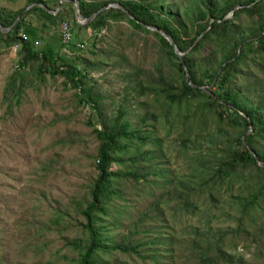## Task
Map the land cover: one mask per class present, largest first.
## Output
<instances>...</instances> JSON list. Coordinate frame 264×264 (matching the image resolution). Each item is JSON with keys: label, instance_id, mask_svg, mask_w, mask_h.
<instances>
[{"label": "rangeland", "instance_id": "374dc122", "mask_svg": "<svg viewBox=\"0 0 264 264\" xmlns=\"http://www.w3.org/2000/svg\"><path fill=\"white\" fill-rule=\"evenodd\" d=\"M26 1L0 0V6L19 9ZM54 1L47 3L55 8ZM146 1L159 6L161 0ZM203 2L164 0L160 6L188 18ZM63 18L72 25V43L78 41L77 36L84 47L71 50L61 46L62 19L57 24L47 20L45 29L40 28L44 40L35 45L52 44L82 71L85 92L79 96L87 97L89 88L100 94L101 117L108 124L122 108L123 120L132 128H143V117L154 125L144 129L149 131L150 141H132L129 152L141 153L136 167L152 161L160 173L115 182L119 194H112L104 211L96 214L97 236L106 250L97 252L96 262L264 264V198L248 213H241L234 200L237 193L256 190V174L248 176L249 171L244 170L242 179L223 185L214 198L209 190L188 193L182 190V183L178 185L177 178L188 181L196 172L190 160L193 149L183 150L179 128L167 132L163 115L167 105L162 96L150 91V87L180 79L175 59L169 61L152 33L132 27L126 19L109 20L94 33L91 27H84L86 23L78 24L82 28L74 26V8L73 15ZM235 22L246 33L255 27L247 15L241 14ZM36 24L40 26L39 21ZM207 44L209 49L198 52L196 59L215 68L229 44L227 40ZM18 49L0 39V264H79L91 241L82 210L91 200L97 178L100 142L93 128L100 129V120L89 103L77 102L78 87L67 85L62 76H40L37 65L18 67ZM16 74L22 78H16L15 89L7 91ZM139 83L146 88L137 93L134 87ZM236 84L245 97L258 98L264 92V59L244 61ZM152 113L159 116V122H153ZM209 122L203 125L193 120L189 127L204 137L215 125ZM256 143L264 153V140ZM146 151L145 162L141 156ZM128 165L122 164L121 169ZM187 194L188 206L182 198ZM119 245L129 250L110 249Z\"/></svg>", "mask_w": 264, "mask_h": 264}, {"label": "trees", "instance_id": "16d2710c", "mask_svg": "<svg viewBox=\"0 0 264 264\" xmlns=\"http://www.w3.org/2000/svg\"><path fill=\"white\" fill-rule=\"evenodd\" d=\"M31 2L43 3L49 9L57 7V0L54 1L55 8L53 5H48V0H27L25 5L19 9L0 6L2 26H9L17 15L21 14L9 31L0 30V39L6 46L18 45V67L37 65L36 71L40 76L46 73L51 76H62L67 85L78 87L77 102L79 104L89 103L93 111L98 113L101 127L100 129L93 128L100 142L96 155L98 173L91 190V200L82 210L86 219L84 225L89 231L91 241L84 247L79 264H100L96 262L95 256L97 252L106 250L97 236L95 219L97 213L104 211L106 200L112 194H119L114 186L115 182L121 178H138L141 175L160 173L157 163L152 161L150 164L136 167L139 162L137 157L141 153L129 152V145L132 141L135 140L139 144L150 141V133L144 129L150 126L154 128V125L147 124L146 118L143 117L141 119L143 128H132L128 121L123 120L125 113L121 110L122 108L112 123L108 124L106 120L104 121L100 109L103 97L95 93L92 88L88 89L87 97L79 96L85 92L82 87V71L75 64L67 61L65 55L52 44L45 42L39 47L35 45L39 39L44 40L40 28L45 29L46 21L57 24L60 19L65 20L63 17L73 15V4L63 2L61 9L55 15L40 6H32L24 12L25 6ZM110 2L122 4L134 16V19L120 8L111 7L98 13L84 27H91L95 33L103 29L109 20L126 19L132 27L142 32L152 33L162 49H165L169 61L173 59L176 61L175 65L180 79H173L156 88L150 87V91L158 97L162 96L167 105V110L163 114L168 126L167 132L171 128H179V141L183 150L189 152L193 149L190 160L195 164L196 172L190 175L188 181L177 178L178 185L181 186L182 183V190L185 189L188 193H194L198 189L209 190L210 197L214 198L215 193L221 191L223 185L226 187L239 181L246 173L244 170H247L249 171L246 173L248 176L257 175L259 185L254 192L247 195L237 193L234 200L239 205L241 213H248L264 198V166L258 165L250 152L255 153L258 160L264 163V153L258 151L256 143L258 140H264V92L256 99L247 98L236 81L239 79V71L244 61L251 58L264 59V0H204L203 4L196 7V10L187 14L188 18L174 14L168 8L163 10L160 5L164 0L159 2V6L146 0H78V6L81 13L88 17ZM236 5H242V7L235 9L232 16L226 17ZM33 12L39 15L40 26L26 21V17ZM241 14L247 15L255 24L249 33L241 31L235 22ZM212 18L210 28L206 30ZM73 24L78 28L83 27L74 21ZM145 24L156 26L173 37L180 50L187 52L184 54V60H180L174 46L166 38L146 28ZM204 30L206 31L198 42L190 49L198 35ZM77 40L82 41V38L76 36ZM220 40H227L229 44L223 57L215 68L203 66L196 59V54L206 52L209 49V44H207L209 41ZM75 43L67 44L68 48L78 49ZM92 43L95 45V41ZM60 44L65 45L62 42ZM187 72L188 79H186ZM18 77L22 78L20 74L11 78L7 91L15 89V80ZM203 87H206L210 93L204 91ZM134 88L138 93V89L141 91L146 87L139 83ZM18 91L20 90L16 89V92ZM195 101H197L196 105ZM150 117L155 123L160 120L159 116L154 113L150 114ZM193 120L203 125H208L211 120L215 125L211 129L212 132L201 137V133L189 127ZM202 143H206V147ZM146 155H148L147 151L142 154V161H147ZM127 163L129 165L123 171L121 165ZM113 165L116 166L115 169ZM140 170L143 172L141 173ZM188 195L182 196L186 206L189 203ZM192 203L194 202L191 201L190 204ZM110 249L122 252L129 250L120 245L110 247ZM130 249L136 250L135 247Z\"/></svg>", "mask_w": 264, "mask_h": 264}, {"label": "water", "instance_id": "95a60500", "mask_svg": "<svg viewBox=\"0 0 264 264\" xmlns=\"http://www.w3.org/2000/svg\"><path fill=\"white\" fill-rule=\"evenodd\" d=\"M63 1H66V2H71L74 6V19H75V22L77 24H87L89 23L98 13H100L101 11L105 10V9H108V8H111V7H116V8H120L121 10H123L129 17H131L132 19H134V16L130 13L129 10H127L122 4H120L119 2H110V3H107L103 6H101L99 9H97L95 12H93L90 16L88 17H85L82 13H81V10H79V6H78V0H58V3H57V8L55 10H52V9H49L46 5H44L43 3H40V2H31L30 4H28L26 6V8L24 9V12L26 10H28L30 7L32 6H40L42 7L44 10L52 13V14H57L58 11L61 9V6H62V2ZM242 7V5H236L234 7V9H232L229 13V15H227L226 17H230L234 10L237 9V8H240ZM21 17V14H18L17 17L14 19V21L12 22V24H10L9 26H2V23L0 22V30L2 32H6V31H9L12 26L18 21V19ZM213 21V18L210 20V24L209 26L207 27L206 30H208L211 26V23ZM145 27L152 30V31H156L158 32L159 34H161L164 38H166L169 43L171 45L174 46V49H175V52L179 55V58L181 61L184 60V54L187 53V52H184V51H181L180 48L177 46L175 40L173 37H171L169 34L165 33L163 30H161L160 28L156 27V26H153V25H146L145 24ZM204 30L203 32H201L199 35H198V38L197 40L194 42V44L190 47V49L192 47H194V45L198 42V39L203 35V33L206 31ZM189 49V50H190ZM188 72L186 74V79H188ZM193 86H195L193 84ZM204 91H206L207 93H210L206 90V88H202ZM251 154L253 155V157L255 158V160L258 162L259 165H262L264 164L263 162L259 161L257 156L255 155V153H253L252 151H250Z\"/></svg>", "mask_w": 264, "mask_h": 264}, {"label": "built area", "instance_id": "2783aa9c", "mask_svg": "<svg viewBox=\"0 0 264 264\" xmlns=\"http://www.w3.org/2000/svg\"><path fill=\"white\" fill-rule=\"evenodd\" d=\"M59 31H60V40L63 44L67 45L72 42L73 38V29L72 25L69 21L67 20H62L59 24ZM84 42L82 41H77L75 43L76 47H84Z\"/></svg>", "mask_w": 264, "mask_h": 264}, {"label": "crops", "instance_id": "0c3cea01", "mask_svg": "<svg viewBox=\"0 0 264 264\" xmlns=\"http://www.w3.org/2000/svg\"><path fill=\"white\" fill-rule=\"evenodd\" d=\"M65 2V1H64ZM38 14L33 12V13H30L27 17H26V21L27 22H32V23H37V21H39V18H38ZM4 43V42H3Z\"/></svg>", "mask_w": 264, "mask_h": 264}]
</instances>
